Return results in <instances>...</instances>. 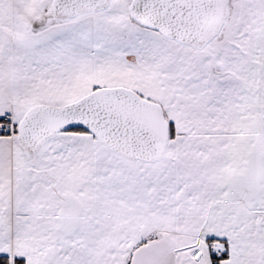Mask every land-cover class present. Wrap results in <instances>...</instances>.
Masks as SVG:
<instances>
[{"label":"snow or ice","instance_id":"6c2138e0","mask_svg":"<svg viewBox=\"0 0 264 264\" xmlns=\"http://www.w3.org/2000/svg\"><path fill=\"white\" fill-rule=\"evenodd\" d=\"M0 264H264V0H0Z\"/></svg>","mask_w":264,"mask_h":264}]
</instances>
